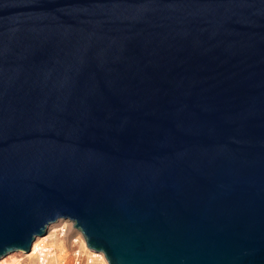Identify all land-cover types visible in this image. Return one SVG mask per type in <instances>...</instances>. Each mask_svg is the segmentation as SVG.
<instances>
[{"label":"water","instance_id":"water-1","mask_svg":"<svg viewBox=\"0 0 264 264\" xmlns=\"http://www.w3.org/2000/svg\"><path fill=\"white\" fill-rule=\"evenodd\" d=\"M67 220L108 264H264V0H0V260Z\"/></svg>","mask_w":264,"mask_h":264},{"label":"built area","instance_id":"built-area-1","mask_svg":"<svg viewBox=\"0 0 264 264\" xmlns=\"http://www.w3.org/2000/svg\"><path fill=\"white\" fill-rule=\"evenodd\" d=\"M50 230L47 236L37 238L33 244L37 264H42V258L62 260L63 264H108L103 253L89 249L83 234L75 229L73 222H60ZM55 239L62 242L61 248L54 245Z\"/></svg>","mask_w":264,"mask_h":264},{"label":"rangeland","instance_id":"rangeland-1","mask_svg":"<svg viewBox=\"0 0 264 264\" xmlns=\"http://www.w3.org/2000/svg\"><path fill=\"white\" fill-rule=\"evenodd\" d=\"M56 226V225H55ZM54 226V227H55ZM50 231L51 230H49L48 231V233L46 234V235H44V236H41V237H45V236H47L49 233H50ZM53 242L54 243H56V244H54L56 247H58V246H61L62 247V242L60 241V240H58V239H55V240H53ZM60 248V247H59ZM20 258H23V260H21L20 261ZM15 260V262H13L14 260ZM8 260V262H9V264L11 263V264H37L36 263V259H35V257H34V253H33V251H31L30 253H23V252H14V253H12V254H10V255H8V256H6L5 258H3V259H1L0 260V264L2 263H4L5 264V262ZM19 260V261H18ZM7 262V263H8Z\"/></svg>","mask_w":264,"mask_h":264},{"label":"clouds","instance_id":"clouds-1","mask_svg":"<svg viewBox=\"0 0 264 264\" xmlns=\"http://www.w3.org/2000/svg\"><path fill=\"white\" fill-rule=\"evenodd\" d=\"M37 247H39V245H37ZM5 264H7V262H5ZM42 264H63V261H49L47 259L42 258Z\"/></svg>","mask_w":264,"mask_h":264},{"label":"bare ground","instance_id":"bare-ground-1","mask_svg":"<svg viewBox=\"0 0 264 264\" xmlns=\"http://www.w3.org/2000/svg\"><path fill=\"white\" fill-rule=\"evenodd\" d=\"M55 244H56V243H55ZM56 245H57V244H56ZM59 247L61 248V246H58V248H59ZM13 260H14V259H13ZM21 260H23V258H20V261H21ZM18 261H19V260H18ZM6 262H8V260H7ZM13 262H15V260H14ZM11 263H12V262H11ZM11 263H10V264H11ZM1 264H2V263H1ZM3 264H4V263H3ZM7 264H9V262H8ZM21 264H22V263H21Z\"/></svg>","mask_w":264,"mask_h":264}]
</instances>
